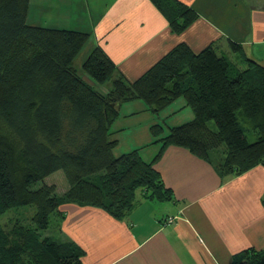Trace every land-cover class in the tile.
Here are the masks:
<instances>
[{
	"label": "trees",
	"instance_id": "16d2710c",
	"mask_svg": "<svg viewBox=\"0 0 264 264\" xmlns=\"http://www.w3.org/2000/svg\"><path fill=\"white\" fill-rule=\"evenodd\" d=\"M151 2L176 33L197 17L176 0ZM29 3L0 0V216L34 207L33 229L15 224L10 232L0 225V264H82L80 251L71 243L38 234L54 231L63 203L99 208L122 219L135 206L137 193L144 200H172L154 168L169 146L211 164L221 177L264 166L262 66L247 61L239 71L211 46L194 53L181 43L137 79L113 80L103 95L72 68L89 35L29 25ZM229 45L233 51L240 49ZM82 69L98 85L111 81L116 72L99 46ZM178 98L184 99L193 119L169 128L165 136L162 126H151L153 143H160V149L150 162L138 149L114 156L117 141L110 126L118 115L116 103L139 99L157 114ZM248 131L254 134L252 141ZM58 171L67 184L60 195L55 185L32 189ZM228 264H264V249H244Z\"/></svg>",
	"mask_w": 264,
	"mask_h": 264
},
{
	"label": "crops",
	"instance_id": "0c3cea01",
	"mask_svg": "<svg viewBox=\"0 0 264 264\" xmlns=\"http://www.w3.org/2000/svg\"><path fill=\"white\" fill-rule=\"evenodd\" d=\"M176 1L197 15L178 33L151 0H30L27 23L87 33L91 46H99L116 66L112 80L100 85L104 93L97 91L103 95L113 80L137 79L181 43L194 53L211 46L239 71L247 61L264 68V0ZM230 42L240 49L233 51ZM81 78L95 86L86 75ZM130 111L123 117L135 113ZM153 141L133 142L129 150L138 149L150 162L160 149ZM149 145L146 160L141 153ZM154 168L172 200H144L137 193L135 206L122 219L63 203L51 239L75 246L82 264H228L244 249H264V166L221 177L211 164L169 146ZM168 217L176 219L166 224Z\"/></svg>",
	"mask_w": 264,
	"mask_h": 264
},
{
	"label": "rangeland",
	"instance_id": "374dc122",
	"mask_svg": "<svg viewBox=\"0 0 264 264\" xmlns=\"http://www.w3.org/2000/svg\"><path fill=\"white\" fill-rule=\"evenodd\" d=\"M91 14H93L94 16L96 15L93 12H91ZM29 20L33 22L32 17ZM91 40L88 38L87 42L84 44V46L72 62V68L76 71V74L79 77H83L85 75L82 69V64L93 48L91 46ZM100 87L102 86L95 84L93 88L98 92L104 93L102 92V89ZM102 88H104V86ZM122 107L123 108L121 109V111L119 108L118 115L113 121L111 125L112 127L110 129V132L113 133L115 130V133L111 135V137L112 139H115L117 141V146L113 151L115 157L130 152L129 148L130 146H132L133 142L139 144H141V142H145L146 140H151L152 142L154 139L149 131L151 125L153 126L154 124H159L160 126H162L163 133L161 136H165L168 133L169 128L185 124L192 120L193 117L191 109L185 105V101L183 98L174 100L171 104H169L157 114H153L148 109L149 107L139 99L122 102ZM127 110H131L130 112L135 113L123 117V114ZM118 126H120V128L122 129L118 128ZM209 127L211 130H215V125L213 122L209 123ZM245 127L249 129L248 126L245 125ZM245 134L249 141H252L254 139V136L252 135L253 133L251 131H248ZM151 149L152 145L143 148L141 154L143 155L144 159L149 160V157H147V153H149ZM43 184L55 185L56 193L58 195L64 192V190L67 188L64 175L61 171L55 172L54 174L44 179L41 183L32 186V189H37ZM33 212L34 207L32 206L10 209L0 216V225L6 231L10 232L15 224H17L18 227H23L25 229H33V226L30 222ZM52 221L53 217H50V222ZM52 232L53 230H51V233ZM51 233H49L48 231V233H40L38 235L40 238H51Z\"/></svg>",
	"mask_w": 264,
	"mask_h": 264
},
{
	"label": "built area",
	"instance_id": "2783aa9c",
	"mask_svg": "<svg viewBox=\"0 0 264 264\" xmlns=\"http://www.w3.org/2000/svg\"><path fill=\"white\" fill-rule=\"evenodd\" d=\"M175 219H176V217H168L167 219H165V223H166V224H170V223H172Z\"/></svg>",
	"mask_w": 264,
	"mask_h": 264
},
{
	"label": "water",
	"instance_id": "95a60500",
	"mask_svg": "<svg viewBox=\"0 0 264 264\" xmlns=\"http://www.w3.org/2000/svg\"><path fill=\"white\" fill-rule=\"evenodd\" d=\"M116 105H119V102H118V103H116Z\"/></svg>",
	"mask_w": 264,
	"mask_h": 264
}]
</instances>
